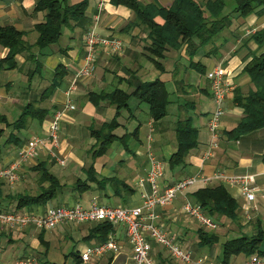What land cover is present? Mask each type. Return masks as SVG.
Masks as SVG:
<instances>
[{
	"label": "crops",
	"instance_id": "obj_1",
	"mask_svg": "<svg viewBox=\"0 0 264 264\" xmlns=\"http://www.w3.org/2000/svg\"><path fill=\"white\" fill-rule=\"evenodd\" d=\"M98 1L88 0V5L85 10V17L88 20L87 28L90 25H94ZM107 1L98 23H96V29L99 34L106 35V37H110L111 35L120 38L123 44V52L112 55L105 50L98 52L94 64L95 70L93 76L89 77L85 82L78 84L72 100L75 110L65 113L59 129L61 132L59 133L58 153L65 163L60 165L53 159L48 158L43 150L39 151L35 159L25 161L19 182L8 185L0 179V206L4 207V209L11 210L15 208L14 198L16 194H24L26 192L35 194L38 192L36 188L37 171L33 170L32 167L39 163V161L45 162L46 168L51 174H54L51 171L52 166L57 164L62 167L66 165V159L69 158L71 160L69 172L65 175H56L60 183L64 186L54 197H58L55 203L52 205H30L27 208L23 207L19 209V211L31 209V211L41 212V210L54 205L68 206L76 202L88 206L93 199L97 200L100 205H123V207L135 208V206L141 204V196L148 195L150 192L149 184L143 182V186L139 187L137 182L139 180H145L148 167L147 156L148 154H152L153 157H156L159 161L161 160L164 165V176L159 182L161 189L162 187L170 186L176 181L188 177H208L212 180L207 185H221L226 193L231 195L238 207L240 227L221 219L220 222L222 224L220 223V225L223 226L225 224L226 227L230 226L228 236L224 237L226 240L231 235H235V238H237L242 235L257 236L259 232L264 234V163L262 161L264 157V133L256 136L249 134L238 140L229 139L224 134L234 129L242 116L241 109L232 105L234 90H238L241 94L245 95L253 89V85L249 83V78L246 72L243 71V68L251 61L253 55H259L264 50V47H258L250 37L255 30L264 28V13L257 14L253 12L246 17L232 16L231 24L209 41V43L205 44L204 47H199L196 55L192 58L194 62H200V65H198L199 69H194L189 66L190 61L183 47L181 50H169L165 52V57L161 59L165 70L161 72L147 59V52L143 48L146 36L144 32L139 28H134L128 33L120 30L121 27L127 24V21L133 18L131 9L123 5H112L109 0ZM153 1L139 0L142 4H148ZM156 1L164 7H167L172 2V0ZM198 1L203 3L205 0ZM34 4L35 0H0V25H11L15 30L23 31L24 40L29 44H33L34 39L37 37L33 25L37 22H42L44 19V13L35 11ZM155 19L158 22H162L160 17H156ZM63 31V42L56 47L50 46L51 48L46 52L48 55L41 58L43 70L42 78L39 77V79L45 81L48 85L58 65L64 66L67 69L68 75L63 78L64 80L60 87L53 92V95L42 103L43 106L49 108L48 117L41 123L34 120L29 121V127L32 128L34 134L20 138L16 135L21 131L18 133L14 131V135L21 140V143L19 145L11 143L12 147H9L10 149H7L11 145L9 143L4 148H0V166H5L12 159L17 158V153L20 148H24L28 140L32 137L37 136V134H41L40 136L45 135L54 110L61 109L65 103L66 96L63 92L73 80L72 78H74L80 66L79 64L82 63L84 47L82 39L80 40L78 38L80 35L78 32L81 31L79 28L67 30L66 32L65 30ZM6 52L7 50L0 46V60L5 57ZM16 58L20 64L24 61L23 54ZM115 60L117 67L114 70L112 61ZM26 64L24 67L26 69L30 68L29 66L31 65ZM218 65L223 67L226 78L230 80L233 87L226 98L225 107L228 113H225L223 116L225 118L223 119L222 117L220 120V132L216 139L218 147L212 153V157L204 160L202 151L210 142V134L207 131L206 122L214 110V102L211 100L209 87L205 79V72ZM129 69L134 72V75L141 82L153 81V79L159 77L165 82V86L172 80L171 73L175 74L179 71L181 72L183 69L182 73L187 75L186 84L188 85L186 88L188 92L180 87L176 89V92L183 97H189L191 91L195 92L192 97L195 99L197 105L193 103L189 104V106L196 109L198 116L202 114L205 116L203 120L200 117L196 121V124H198L197 127L194 126L193 121V127L198 131V145L187 153L184 166L180 167L177 171L165 170L167 162L175 150V145L172 144L175 141V124H161V120L153 124L148 117V108H143L137 102L133 106L129 105V109L120 110L117 117V122L119 123L117 130L119 129L123 132L119 136L114 132L113 134L118 138L126 135L127 139L125 141H119L114 146L112 144L114 141H112L108 144L106 152L102 155L93 153V150L98 147V142L95 135L89 132L91 128L98 130L105 122L110 121L114 117L115 106L110 105V102L106 98L99 102H93L90 97L91 93L99 95L103 91L110 92L117 88L130 93L132 90L126 84V80L130 76ZM202 69L203 83L201 84L199 80H196V75L193 72ZM36 77L30 80V82H25L27 79L23 71L0 69V115L5 117L6 122L16 121L21 113L22 107L29 100L39 99L38 93H41L47 86L43 85L38 87L36 84L34 87L33 83L38 79ZM24 83L28 85L26 84L24 86ZM170 102L171 104L174 103L172 101ZM16 111L18 112V117L14 119L13 115ZM0 127L4 130L5 134L7 133L9 135L11 127L5 128L1 124ZM80 129L81 132H79ZM150 129L153 132L151 134L152 139L149 141L147 136L150 133ZM259 131L261 130L254 132ZM92 136L95 142H91ZM95 156L98 157L97 160L94 158ZM100 156L103 157L101 160L99 159ZM89 169L91 170L89 172L95 174L96 179H93V181L87 180L89 189L77 193L73 190L72 185L77 179L81 178L86 180V171ZM217 173H223L226 176L254 175V201L250 204L249 202L247 203L241 194H239L237 185L213 180V177ZM107 177L116 178L117 182L113 180L103 181ZM121 180L128 188L122 189ZM202 187H205V185L197 184L189 187V189L180 192L179 195L177 194L176 196L178 197L169 205L154 209L157 216L156 224L169 237L174 238L176 244L180 245L183 250L190 252L194 261L205 258L210 261L213 255L211 253L213 249L207 252L203 249L209 247H197L198 236H196V232L201 229V226L195 219L188 218L183 213L184 205L189 203L193 204L191 193ZM111 197L114 203L108 201ZM250 205L256 207L257 210L251 211L249 209ZM246 211L250 215L248 222L242 218ZM95 222H68L57 224L50 230L45 228L39 229L29 224L20 230L16 229L12 231L10 228L1 225L0 261L11 264L17 257L22 258L33 254L41 264H45L46 262L67 264L64 255L68 253L62 252L58 248V243L61 240L63 242L67 238H71V233H73L77 237H80L82 241L87 242L79 253L86 248L96 245L98 242L95 239L85 238ZM177 224L178 226H175ZM112 226L113 229L111 232L120 246L119 251L115 253L111 251L106 252L102 256L94 257L87 264H97V262H108V264H129L132 262L131 264H134L132 261L133 253L129 240L126 238L125 227L120 225ZM193 230H195V235L192 233ZM205 231L207 230L205 229ZM14 232L17 233V239L13 238ZM39 234L43 236L45 244L39 242ZM24 237H29V241H26ZM15 244L19 245L14 249ZM259 247L262 254L257 257L264 261V240ZM154 248H158V253L154 252ZM150 252L154 264H166L161 255L164 252L172 259L169 253L155 242L151 243ZM241 256L244 255L232 256V258H239ZM232 258L228 261V264L231 263ZM248 259L249 257H245L243 261L235 259V262L236 264H246Z\"/></svg>",
	"mask_w": 264,
	"mask_h": 264
},
{
	"label": "trees",
	"instance_id": "obj_2",
	"mask_svg": "<svg viewBox=\"0 0 264 264\" xmlns=\"http://www.w3.org/2000/svg\"><path fill=\"white\" fill-rule=\"evenodd\" d=\"M109 2L112 5H123L131 9L133 18L127 21V24L120 30L128 33L134 28H139L144 32L146 36L143 48L147 52V59L161 72L165 70L161 62V59L165 57V52L181 50L183 47L190 61L189 66L199 69L200 62H194L192 58L196 55L199 47H204L231 24L232 16L246 17L253 12L264 13V0H205L203 3L198 0H172L167 7L160 5L156 0L148 4H142L139 0H109ZM87 5L88 0H80L72 4L70 0H35L34 10L44 13V19L42 22L33 25L37 33L33 44L24 40L23 31H17L11 25H0V46L7 50L5 57L0 60V69L25 71L26 81L29 82L35 76L42 78L43 62L41 58L48 55L46 52L50 46L58 43L63 30L79 28L80 32L86 31L88 20L85 17V10ZM225 8H228L226 13L224 12ZM156 17H160L162 22L156 21ZM250 37L258 47H264V28L255 30ZM22 54L24 61L20 64L16 57ZM25 63L31 65L30 68L26 69ZM243 71L246 72L253 89L245 95L238 90L233 92L232 105L242 111V116L235 125L236 127L224 133L226 137L233 140L264 129V50L259 55H253L251 61L244 66ZM199 72L202 73L203 69ZM129 73L130 76L126 80V84L132 90L130 93L118 88L110 92L103 91L99 95L91 93L90 97L93 102H99L106 98L110 105L115 106L114 117L105 122L98 130L91 128L89 132L95 135L98 142V147L93 150L94 154H104L108 144L112 141L118 140L119 142L127 139L126 135L116 137L113 131L119 126L117 117L120 110L129 109L128 101L131 98H134L139 104H146L148 117L153 124L166 117L167 107L171 102L165 82L159 77L153 81L141 82L132 70L129 69ZM66 75H68L67 69L58 65L47 87L38 93L39 99L29 100L22 107L16 121L8 123L5 117L0 115V124L4 125L5 128L11 127L6 143L19 145L21 140L14 135V131L18 133L24 130L29 126V121L34 120L41 123L48 117L49 108L43 106L42 103L47 101L53 92L60 87ZM174 129L176 145L172 157L167 162L169 170L174 169V167H183L187 153L198 145V131L193 127L192 117L178 120ZM3 133L4 130L0 127V135ZM262 161L264 163V157ZM32 169L37 171L36 188L38 192L35 194L30 192L16 194L14 198L15 208L18 210L30 205H46L49 200L54 199L64 186L58 177L51 174L46 168L45 162L39 161ZM89 171L91 170L86 171V180L77 179L72 185L73 190L77 193L89 189L87 180L96 179L95 174ZM107 180L117 182V179L112 177L104 178L103 181ZM121 185L122 189L128 188L122 180ZM191 196L193 205H198L212 221L217 223V221L220 222L221 219H224L240 227L237 204L221 185H207L192 192ZM220 223L222 224V222ZM112 229L111 222L96 221L85 238L95 239L102 243L106 241ZM38 236L39 242L45 244L43 236L41 234ZM196 236H198L197 247L199 248H212L218 245L220 240V235L213 231H205L202 227L197 230ZM263 240L264 234L260 232L257 236L242 235L226 240L221 244L220 262L228 264L232 256L241 254L245 257L261 255L259 246ZM64 256L65 258L71 257L69 264L85 263L82 262L77 250L72 249ZM173 261L175 264H180L174 259ZM45 264L60 263L46 262ZM97 264H108V262H97Z\"/></svg>",
	"mask_w": 264,
	"mask_h": 264
},
{
	"label": "built area",
	"instance_id": "obj_3",
	"mask_svg": "<svg viewBox=\"0 0 264 264\" xmlns=\"http://www.w3.org/2000/svg\"><path fill=\"white\" fill-rule=\"evenodd\" d=\"M107 0H99L100 7H104L107 4ZM83 44L85 47V54L82 60V64L76 71L73 80L66 87L65 93L66 100L62 109L54 111L45 136H34L24 146L20 148L17 153V158L12 159L5 166H0V179H2L8 185H12L15 182H19L21 179L20 174L24 169L26 160H33L37 156L38 152H43L48 158L53 159L58 164L63 165L65 161L58 153L59 145V129L60 123L65 117V113L75 110L73 106L72 96L77 90L78 81L88 80L93 76L95 70L96 56L98 52L105 50L109 54L123 52V44L118 37L110 35H98L94 29L90 28L87 33L84 34ZM205 79L209 87L211 100L214 102V110L207 119L206 128L210 134V142L205 146L202 151L203 159L207 160L212 157V153L218 147L216 141L220 132V120L225 115V104L227 95L232 90L231 82L226 78V73L223 67L215 66L211 70L205 72ZM152 130L147 136L150 141L152 139ZM148 167L145 176V180H139L137 183L139 187H142V183L146 182L150 186V192L148 195H142V202L135 208L123 207V205H100L97 200L93 199L89 205H83L82 203H74L68 206L54 205L48 207L41 212L31 211H19L16 208L11 210L4 209L0 206V227L4 225L7 228L13 229L14 227L20 230L32 224L33 226L41 229L45 228L50 230L57 224L63 223H82V222H95V221H107L112 225H120L125 227L126 238L129 240L131 251L133 253L132 261L134 264H154L151 257V242H155L157 245L165 249L169 255L180 264H212L208 259L193 260L190 252L183 250L180 245H177L174 238L162 230L157 224V216L154 209L156 207H162L169 205L176 195L189 187L197 184L207 185L212 179L208 177H188L176 181L170 186L160 188L159 182L164 176L163 162L153 157L152 154H148ZM254 175H242V176H226L223 173H217L213 177V180H217L224 183H230L237 185L239 188V194L249 204L255 199ZM251 211H256V207L250 205ZM183 210L188 217L194 218L200 226L208 231H215L218 227L206 214L199 208L198 205L186 204ZM243 220L249 221V212H245ZM119 244L114 239L112 232H109L108 238L104 242H98L96 245L84 249L79 253L82 262H90L91 259L97 256H102L106 252L119 251ZM0 264H6L4 261H0ZM11 264H39L36 257L32 254L25 257H17ZM246 264H264V261L257 256H251L247 260Z\"/></svg>",
	"mask_w": 264,
	"mask_h": 264
},
{
	"label": "rangeland",
	"instance_id": "obj_4",
	"mask_svg": "<svg viewBox=\"0 0 264 264\" xmlns=\"http://www.w3.org/2000/svg\"><path fill=\"white\" fill-rule=\"evenodd\" d=\"M76 1H79V0H70V3L72 4L73 2H76ZM100 7V3H99V1H98V4H97V7H96V16H95V18H94V25H90L88 28H87V30L83 33V32H78L80 35H79V39L81 40L82 39V41L84 40V34L85 33H87L88 32V30L90 29V28H92V29H94L95 30V32L98 34V35H101V34H99L98 32H97V29H96V26H97V24L96 23H98V20H99V17H100V15H101V13H102V10L104 9V7H101V8H99ZM228 11V8H225L224 9V12L226 13ZM65 30V32L67 31L66 29H64ZM75 35H77V34H75ZM63 37H64V31H63V35H61V37H60V41H58V43L56 44V45H54L53 47H56V46H58V45H60L62 42H63ZM83 47H84V44H83ZM49 48H51V47H49ZM84 54H85V47H84ZM83 57H84V55H83ZM83 60V59H82ZM116 63V60L115 61H112V64H113V68H114V70L116 69V67H117V64H115ZM82 64V63H81ZM80 67V66H79ZM79 69V68H78ZM182 71H183V69H182ZM182 71L180 72H177V73H175V74H173V73H171V75H172V77H171V82L166 86V89H168V91L170 92V101H172V102H174V103H172L171 105H169L168 106V109H167V115H166V117L164 118V119H162L161 120V124H167V125H173V124H175L178 120H183V119H186V117H192V119H193V121H194V126L195 127H197V125L198 124H196V121L201 117V120H203V117L205 116L204 114H202V115H200V116H198V114H196V109L195 108H193V107H190L189 106V104H193L194 103V105H197L196 104V102H195V99L192 97V95L195 93V92H193V91H191V93H189V97H183L181 94L179 95V94H177V92H176V89H178V87H180V88H182V89H185V91L186 92H188V90H187V85L188 84H186L187 83V80H186V76L187 75H184L183 73H182ZM176 72V71H175ZM193 73H195V75H196V80L198 81H200L201 82V84L203 83V74H201L199 71H194ZM24 75H25V71H24ZM195 75H194V78H195ZM92 77V76H91ZM37 78V77H36ZM26 79H27V77H26ZM38 79H39V77H38ZM36 80V81H34V83H33V86L35 87V85L37 84V86L39 87H41V86H43V85H46L47 86V83L45 82V81H42L41 79H39V80ZM86 80H83V81H78V83H77V88H78V84L79 83H83V82H85ZM25 82H27V81H25ZM188 83H190V82H188ZM27 83H24V86L26 85ZM23 85V84H22ZM28 85V84H27ZM180 90V89H179ZM40 91V90H39ZM181 96V97H180ZM72 99H73V96H72ZM208 100V99H207ZM137 101L134 99V98H131L129 101H128V104L130 105V106H133V105H135V103H136ZM226 105V104H225ZM73 106H74V104H73ZM141 106L143 107V108H146L147 109V106H146V104H141ZM62 109V108H61ZM60 110V109H59ZM59 110H56V111H59ZM55 111V110H54ZM17 112V111H16ZM14 113V115H13V117H14V119H16L17 117H18V112L17 113ZM224 113H228V111H227V109H226V107H225V111H224ZM225 117H223V119H224ZM223 121V120H222ZM30 124V123H29ZM34 124H35V122H34ZM220 125H221V123H220ZM60 126H61V123H60ZM227 126H229V125H227ZM227 130H229V129H227ZM61 131L59 130V133H60ZM79 132H81V129H80V131ZM115 134H117L118 136L123 132V131H121V130H115V131H113ZM58 133V134H59ZM88 133V132H87ZM264 133V130H261V131H259V132H254V133H251V135L252 136H256V135H262ZM30 134H34L33 133V130H32V128H30L29 126H27L26 128H24V130H21V132L20 133H18L16 136H18V137H20V138H24V137H26L27 135H30ZM89 134V133H88ZM7 133L5 134L4 133V135H2L1 137H0V148L2 149V148H4V146H6L7 145V143H5V141H6V139H7ZM37 135H41V134H37ZM46 135V134H45ZM45 135H43V136H45ZM249 135V134H248ZM246 136V135H245ZM95 142V139L93 138V136H92V139H91V142ZM217 141V140H216ZM118 143V141H114L112 144H113V146H114V144H117ZM172 144L173 145H176V142L175 141H173L172 142ZM261 144H263V143H261ZM12 147V144L10 145V146H8L7 147V149H10V148ZM67 158V157H66ZM91 158V157H90ZM96 160H97V158L98 157H94ZM103 157H99V159L101 160ZM66 165H64V166H62V167H60L59 165H57V164H55L54 166H52V168H51V171L55 174V175H58V176H60V174H67L68 172H69V170H70V168H71V160L69 159V158H67L66 159ZM179 168L180 167H174V169H172L173 170V172L174 171H177V170H179ZM169 170V168H168V166L166 165V167H165V170ZM166 170V171H167ZM111 172V171H110ZM113 173V172H112ZM89 195H91L90 193H88ZM179 195V194H178ZM178 196H176V198H177ZM56 199H58V197L57 198H54V200H49L48 201V203H47V205H52V204H54L55 203V201H56ZM101 199V198H100ZM107 201V200H106ZM109 202H112V203H114V200L112 199V197L110 198V200H108ZM107 201V202H108ZM187 217H188V215L185 213V211L183 212ZM188 218H192V217H188ZM194 219V218H193ZM192 220V219H191ZM214 222V221H213ZM216 223V222H215ZM232 223V222H231ZM200 225V224H199ZM216 225H218V227H217V229L215 230V231H213L214 233H216L217 235H220V241H219V243H218V245H216V246H214L213 248H205V249H203L204 251H207V252H209V250H211V249H213L212 251H211V253L213 254L212 255V259L209 261L210 263H212V264H219V263H221L220 262V259H221V249H220V246H221V244L226 240L224 237H227L228 235V233H229V228H230V226L229 227H226L225 226V224L222 226V225H220V222H218L217 221V223H216ZM175 226H178V224L177 225H175ZM17 228H13V229H10V230H12V231H14V230H16ZM173 231V230H172ZM193 235H195V230H193ZM14 235V237L13 238H15V239H17V233L16 232H14L13 233ZM72 234V237L71 238H67L66 240H64L63 242H62V240L58 243V248H60V250L62 251V252H65V253H69V251L71 250V249H73L74 251H76V250H78V251H81L82 249H83V247L87 244V242H85V241H82V239L80 238V237H77L75 234H73V233H71ZM223 236V237H222ZM25 238V240L26 241H29V237H24ZM232 238H235V235H231L228 239L230 240V239H232ZM225 239V240H224ZM227 239V240H228ZM19 241V240H18ZM66 243V244H65ZM19 245V244H18ZM17 244H15V246H14V249H15V247L16 246H18ZM12 247H13V245H12ZM18 248V247H17ZM156 248V247H155ZM154 248V252H157V249H155ZM63 249V250H62ZM59 250V249H58ZM158 253V252H157ZM33 255V254H32ZM162 255V258H163V261H164V263H166V264H175L173 261H172V259L168 256V255H166L165 254V252L164 253H162L161 254ZM34 256V255H33ZM235 259H240V260H244L245 259V257L244 256H241V257H239V258H232V260L230 261L231 263L230 264H236V260ZM70 260H71V257H67L66 258V263L68 264V263H70ZM233 262V263H232ZM38 263L39 264H41L40 263V261L38 260ZM126 263H127V260H126ZM132 262H130L129 264H131ZM84 264H87V262H85Z\"/></svg>",
	"mask_w": 264,
	"mask_h": 264
}]
</instances>
